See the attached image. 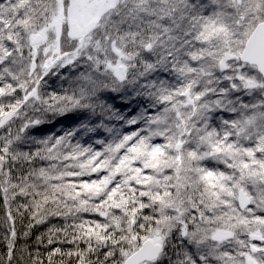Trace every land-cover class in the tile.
<instances>
[{"label":"snow or ice","instance_id":"6c2138e0","mask_svg":"<svg viewBox=\"0 0 264 264\" xmlns=\"http://www.w3.org/2000/svg\"><path fill=\"white\" fill-rule=\"evenodd\" d=\"M0 211V264H264V0H0Z\"/></svg>","mask_w":264,"mask_h":264},{"label":"trees","instance_id":"16d2710c","mask_svg":"<svg viewBox=\"0 0 264 264\" xmlns=\"http://www.w3.org/2000/svg\"><path fill=\"white\" fill-rule=\"evenodd\" d=\"M116 103L119 105L120 102L117 101ZM77 122L78 121H76L75 118L70 115L67 118H62L60 121L56 122L53 125L47 126L44 134H48L50 132H60L64 128L74 126V124ZM130 130L131 129H129V128L122 129V131H130ZM84 139L86 140L87 137H85ZM89 142H91V141H89ZM97 147H99V146L97 145ZM2 214H3L2 211H0V215H2Z\"/></svg>","mask_w":264,"mask_h":264}]
</instances>
